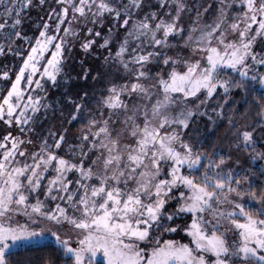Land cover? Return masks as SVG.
<instances>
[{
  "label": "snow or ice",
  "instance_id": "6c2138e0",
  "mask_svg": "<svg viewBox=\"0 0 264 264\" xmlns=\"http://www.w3.org/2000/svg\"><path fill=\"white\" fill-rule=\"evenodd\" d=\"M218 2L209 22L211 4L201 12L186 0H54L29 37L24 16L46 0H0V54L22 60L14 80L0 72V121L17 129L0 138V264H16L7 250L46 231L63 264H94L97 252L107 264H264V188L252 168L206 151L200 132L204 117L227 119L235 147L264 160L255 128L224 111L241 90V115L255 104L264 136V90L247 99L252 82L264 85V0ZM185 11L196 12L187 28ZM85 29L80 47L104 50L105 71L91 95L65 93L70 122L85 121L69 143L67 128L40 133L37 123ZM178 232L187 240L165 238Z\"/></svg>",
  "mask_w": 264,
  "mask_h": 264
},
{
  "label": "rangeland",
  "instance_id": "374dc122",
  "mask_svg": "<svg viewBox=\"0 0 264 264\" xmlns=\"http://www.w3.org/2000/svg\"><path fill=\"white\" fill-rule=\"evenodd\" d=\"M125 2H126V0H125ZM186 2L190 8H199V10L201 12H203V7H207L209 4H211L212 8L209 10V12L204 13V19L206 21H209V22L211 21L212 16L214 15V13L216 11V8L219 6L218 0H186ZM152 3L155 4V0H152ZM195 16H196L195 11H185V13L183 15V21L182 22L184 23L186 28L190 26V22L192 20H194ZM104 30L106 31L107 27H105ZM85 33H86V29L84 32L81 33L79 40H77L75 42V47L73 48V50L70 53H66L67 58L65 60V73L59 77V82H58L59 84L65 83L66 80L68 79V77L71 76V74H72V72L70 70L74 68L77 72H75V73L73 72V75H77L78 77H76V78L78 80H80L82 82H86V83H84V87H83L82 91H73L71 93H67V94L72 95L74 97L78 96V94H81L83 91H88L89 94L91 95L94 92V90L99 89L103 84V80H101L99 82H94L92 77L96 75L97 71H101L102 73L105 71L102 56L106 55L107 53L104 50L99 49L98 47H94L92 50H90L88 52H85L83 49H81L80 43L82 42ZM257 50L258 51L260 50L259 46H257ZM98 54H99L100 58H98ZM169 54H172V53L169 52ZM12 55H13V53H12ZM46 55H50V53L46 54ZM81 62H83V63H81ZM17 63L18 62L14 61L13 66H14V68L16 67L19 69V66L21 65L22 61L18 63V67H17ZM257 67H258V70L260 72H264V66H257ZM87 69H91V73L88 76L87 80H85L84 79V71ZM261 86H264V85H261ZM48 89H49V94L51 97V93H52V89H53V87L51 86V82H48ZM220 91L223 92V89H221ZM59 96H60V93H58L57 97H59ZM219 99H220L219 97H217L216 99H213L211 101L212 105H216L217 101ZM230 100H231V103H229L227 105V107L224 109L225 113L226 114H232L233 110L235 109L236 111H235L234 115H235V119L237 121L238 126H240L241 128L247 127L249 129L248 121H245L244 119L240 118V115L238 114V109H237L238 107H237V103L235 101V97L231 93H230ZM56 101H58V100L55 98V100H53V102H54L53 103V109L49 110L47 118L44 119L43 117H41L42 122L38 121L37 131L40 133H44L50 127H54L55 129H59V130H62L63 128H67L68 129V137H67L68 142L69 143H76L77 141H75L73 139V137L78 133V130L80 129L81 125L85 121L82 119H77L76 121L70 122L71 117H70L69 113L71 111H73L72 106L65 102V104H63V108H62L63 115H61L60 114L61 113L60 105H58V106L54 105ZM84 115L86 116L87 113H84ZM81 122H83V123L81 124ZM75 127H77V129ZM8 130H11L13 132V134H16V132H17V129H15V128L9 129V127L7 125H5L2 121H0V138H2V136ZM233 131H234V129H229L227 119L218 120L216 125H212L211 122L207 121L206 117L202 118V120L200 121V132L204 136H206L208 133H212V132H214L216 134L217 140H216L214 151L217 152L219 155L232 157V159L228 162V166L229 167L247 168L246 165L248 163V160L250 159L249 153L243 147H241L240 149H237L235 147V137L232 134ZM33 138L35 139V136ZM219 155H218V159H219ZM237 158H239V160H240L239 165L236 164ZM252 178H253V176L251 177V179ZM42 191L43 190H41V192ZM173 207H174V205H173ZM20 222L24 223L25 221L23 218H21ZM176 223H181V221L177 220ZM182 237L185 239V241L187 240V237L184 236L183 233L178 232L176 234H165V238L181 239ZM43 241H51V242L57 244L55 237L52 236L50 232L46 231L42 237H37V238L32 239L30 241H25L23 243L18 244L15 247H11L7 251L9 252L10 250L17 248V247H21V246H24L27 244L40 243ZM93 261H94V264L97 261H103L104 264H107V261L103 255V252H97L95 257H93Z\"/></svg>",
  "mask_w": 264,
  "mask_h": 264
},
{
  "label": "trees",
  "instance_id": "16d2710c",
  "mask_svg": "<svg viewBox=\"0 0 264 264\" xmlns=\"http://www.w3.org/2000/svg\"><path fill=\"white\" fill-rule=\"evenodd\" d=\"M34 5H38V0H34ZM49 5L55 7L54 0H46V4L44 6H33L30 10H28L24 16V25L23 30L24 33L29 37H34L38 35V29L42 28L41 18L47 19L46 13L50 10ZM34 42V39L31 41ZM4 43L3 40H0V44ZM18 46L25 50V55L28 50V42L24 40H19L17 42ZM13 53V55H12ZM15 62H21V58L16 56L14 52L9 51L5 48L4 53L0 54V72L9 71L10 80H14L15 72L18 71V68H14L13 64ZM17 63V67H18ZM72 72L71 79H67L65 83L59 84L58 87L52 89L51 93V101L57 100L60 101V104H65L64 95L65 93H71L73 91H82L84 87V83L78 80L77 75H73V72H77L74 68L70 70ZM68 77V78H69ZM5 86V82L2 77H0V91L3 90ZM10 86V83H9ZM251 91L247 96L249 101H252L254 97L259 96L262 90H264V86H261L259 82H252L250 85ZM60 93V96H58ZM235 97V101L237 103L238 114L240 118L248 121L249 129L255 128L254 138L256 140V150L264 151V136H262L261 128L257 126L259 122V117L256 116L257 111L259 110L255 104L251 105L250 111H248L247 116H242L241 114L249 109V104H245L244 93L241 90L234 89L232 93ZM57 105V104H54ZM58 106V105H57ZM83 122H81L82 124ZM78 127V126H77ZM77 127H75L77 129ZM206 142L204 144V149L209 153L213 152L216 144V134L214 132L208 133L206 136ZM248 154V153H247ZM250 157V156H249ZM218 160V155L216 156ZM264 165V160L257 159L253 162L251 159L248 160L246 165L247 168H252L256 175L253 176V181L255 182V186L259 189L264 188V184L261 183L264 180V176H261L259 173L260 167ZM9 260L15 261L16 264H48L49 259L53 261V264H63L64 257L62 252L58 251V245L51 241H43L40 243L27 244L21 247L14 248L9 252ZM95 264H104L103 261H97Z\"/></svg>",
  "mask_w": 264,
  "mask_h": 264
}]
</instances>
